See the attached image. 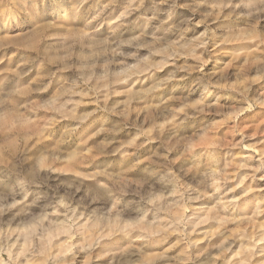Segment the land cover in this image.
Returning a JSON list of instances; mask_svg holds the SVG:
<instances>
[{"label": "clouds", "instance_id": "9594fccd", "mask_svg": "<svg viewBox=\"0 0 264 264\" xmlns=\"http://www.w3.org/2000/svg\"><path fill=\"white\" fill-rule=\"evenodd\" d=\"M0 264H264V0H0Z\"/></svg>", "mask_w": 264, "mask_h": 264}]
</instances>
